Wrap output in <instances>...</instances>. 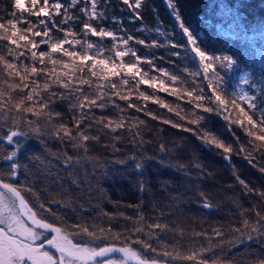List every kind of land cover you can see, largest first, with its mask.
Returning a JSON list of instances; mask_svg holds the SVG:
<instances>
[{
  "label": "snow or ice",
  "instance_id": "6c2138e0",
  "mask_svg": "<svg viewBox=\"0 0 264 264\" xmlns=\"http://www.w3.org/2000/svg\"><path fill=\"white\" fill-rule=\"evenodd\" d=\"M117 4L129 14V23L140 22L136 31H155L163 42L132 35L125 17L108 15L112 0H11V9L0 16V264H218L226 249L254 240L264 244V185L242 178L232 164L234 155L242 157L264 176V46L253 43L241 67L237 57L202 46L178 0H163L175 22L172 31L163 29L159 19L154 28L144 25L146 6L154 18L160 15L147 0ZM176 30L183 42L175 38ZM137 45L146 50L166 46L184 64L173 62L171 71L158 67L156 57ZM237 68L238 79L231 85L227 77ZM160 93L174 97L176 106ZM148 101L167 113L149 111ZM172 113L179 119L165 118ZM209 114L226 122L232 143L207 130ZM147 118L190 133L232 168L247 206L237 195L226 225L193 233L192 239L206 244L179 250L176 240L183 232L172 233L178 225L165 222L175 213L155 205L152 216L145 215L143 205L136 206L134 216L121 213L126 223L120 229L111 222L107 227L70 222L53 210L55 198L40 199L19 159L33 139L60 142L68 166L95 145L114 154L131 147L133 152L123 153L126 159L118 163H131L139 172L151 142L144 138L146 131L152 133ZM68 147L75 156L67 154ZM157 148L167 151L163 142ZM198 195L199 207H215L207 194ZM251 264H264V253Z\"/></svg>",
  "mask_w": 264,
  "mask_h": 264
},
{
  "label": "trees",
  "instance_id": "16d2710c",
  "mask_svg": "<svg viewBox=\"0 0 264 264\" xmlns=\"http://www.w3.org/2000/svg\"><path fill=\"white\" fill-rule=\"evenodd\" d=\"M147 4L157 6L160 15L154 18L146 6L143 10L145 26L154 28L159 19L163 29L172 31L175 28L173 18L163 6V0H147ZM112 5L114 10H110L108 15L125 17L124 27L132 35L141 38L147 35L149 41L159 39L163 42L164 38L155 31L147 34L136 31L141 26L140 22L129 23L126 18L129 14L120 11L123 6H118L117 0H112ZM178 6L185 23L191 26L194 34L201 37L203 47L237 57L241 67L245 66V59L253 43L257 47L264 46V0H178ZM10 9L11 0H0V16L6 15ZM105 26L116 27L110 24ZM76 30L79 31V27ZM175 38L183 42L179 30H176ZM135 47L142 53L156 57L154 62L158 67H167L171 71L170 65L173 62L180 67L184 64L182 59L172 57L166 46L147 50L138 45ZM239 71L237 68L228 75L231 85H235ZM159 96L171 106H176L174 97L164 93ZM147 104L148 110L157 115L167 113L166 109L159 108L151 101ZM181 106L187 110L182 102ZM140 118L145 119L143 115ZM165 118L179 119L174 113L165 115ZM205 123L212 135L225 143H232L226 122L222 119L209 114L205 117ZM147 124L152 133L146 131L144 138L151 142L146 145L143 168L139 172L134 170L131 163H118V160L126 159L123 153L133 152L131 147H121L120 152L114 154L110 148L95 145L90 148L88 155L79 153L76 162L68 166L64 161L65 148L60 142L33 139L19 159L27 165L28 178L33 182L40 199L48 201L49 198H55L57 203L52 205L53 210L70 222L82 220L87 224H100L104 227L111 222L113 228L120 229L126 223L124 216L135 215L136 206L143 205L145 215L152 216L151 210L155 205L166 213L169 210L175 213L170 218L166 215L165 222L178 225L171 229L172 233L183 232V236L176 240L179 250L206 244L200 238L192 239L193 233L199 232L201 227L226 225L227 215L235 208L231 199L237 195L247 206L239 189L235 187L232 168L217 150L206 148L190 133L172 129L151 118H147ZM201 130H205L203 123ZM237 135L240 133L237 132ZM160 142L164 143L166 152L158 150ZM67 154L76 155L70 147ZM232 164L242 178L256 185H264V176L242 157L234 155ZM0 167L3 165L0 164ZM199 192L209 196L215 206L213 209L199 207ZM105 213L113 219L109 221ZM166 239L171 245V237ZM262 253L264 244L254 240L226 249L220 254L218 264H251Z\"/></svg>",
  "mask_w": 264,
  "mask_h": 264
}]
</instances>
